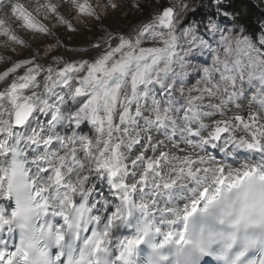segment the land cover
Masks as SVG:
<instances>
[{
    "label": "snow or ice",
    "instance_id": "snow-or-ice-1",
    "mask_svg": "<svg viewBox=\"0 0 264 264\" xmlns=\"http://www.w3.org/2000/svg\"><path fill=\"white\" fill-rule=\"evenodd\" d=\"M68 5L103 23L88 0H0L5 47L55 40L0 56V264H264V22L174 0L70 49L40 19L77 31Z\"/></svg>",
    "mask_w": 264,
    "mask_h": 264
},
{
    "label": "rangeland",
    "instance_id": "rangeland-1",
    "mask_svg": "<svg viewBox=\"0 0 264 264\" xmlns=\"http://www.w3.org/2000/svg\"><path fill=\"white\" fill-rule=\"evenodd\" d=\"M255 1L257 2V5L260 7V10H262V12L264 13V0H255ZM79 2L84 3L85 0H79ZM88 2L91 3V1L89 0ZM106 2L107 0L92 1L94 6L100 7L101 10L100 13L103 16L102 24L96 22L92 17L82 16L78 14V12L74 8L72 9L71 5H69L67 16H69L72 19L75 27L77 28V31H69L60 28L55 21H49L43 19L44 17L43 12L40 14V19L41 22L48 24L53 31L59 29L58 39L63 41L68 48L83 49L89 47L90 44L95 43L98 37L103 36L105 34V30H107L108 32L121 33V32H128L134 29L140 23L146 21L148 17L153 13L154 9H157L161 6H168L170 3L174 2V0H112L113 3H116L118 5L117 8L119 9L118 18L115 17L113 21H110L108 18V12L109 10L112 9L111 8H108L107 10L104 9V5L106 4ZM137 2L140 3L141 5L140 8H136L133 6ZM186 2L190 3L191 9L196 10L195 5H193L190 0H186ZM200 4L204 6L205 1L201 0ZM196 14L197 11H195V15ZM187 15L189 20H196L191 12H189ZM255 18L256 16L253 17V21L256 22L255 23L256 26H252V27H259L261 23L264 21L263 20L258 21V17L257 19ZM228 27L231 28L232 25L229 24ZM26 31L31 33L29 39L31 42L30 43L26 42L25 45H17L9 41L7 43V47H5V38L0 37V56L5 55L4 51L11 53L12 48L10 46H12L15 49V54L21 55L23 57L26 56L25 50H31L33 52L36 50H40L41 54H43V51L47 48V45L49 43H55V40H53V38L50 36L46 37L42 33L39 34L33 33L31 30H26ZM33 39L34 40L40 39L45 44L40 45L39 47L36 44L33 45L32 44L34 41ZM29 45H31V48H29ZM59 51L61 53L64 52V48L61 47ZM92 55H95V53H92ZM205 61H207L208 63L211 62V56L208 54L207 51H205L203 54H199L195 62L203 64ZM40 62L44 63V60L41 59ZM8 66H10V64H6L4 63V60H0V70H3ZM199 79H200L199 76L189 73V76L185 80V85H184L185 89L194 87L196 85L197 80ZM248 90L252 91L251 88H249Z\"/></svg>",
    "mask_w": 264,
    "mask_h": 264
},
{
    "label": "trees",
    "instance_id": "trees-1",
    "mask_svg": "<svg viewBox=\"0 0 264 264\" xmlns=\"http://www.w3.org/2000/svg\"><path fill=\"white\" fill-rule=\"evenodd\" d=\"M197 11V16L194 15L196 20H199L206 11L214 10L211 5L214 0H204L205 4L202 6L201 0H190ZM226 5H230V10L236 15L239 24L245 27L256 26L253 17H258V21H264V13L260 10L255 0H223ZM204 3V2H203Z\"/></svg>",
    "mask_w": 264,
    "mask_h": 264
},
{
    "label": "bare ground",
    "instance_id": "bare-ground-1",
    "mask_svg": "<svg viewBox=\"0 0 264 264\" xmlns=\"http://www.w3.org/2000/svg\"><path fill=\"white\" fill-rule=\"evenodd\" d=\"M89 1H91V3H92V1H95V0H89ZM22 2H24V3H28V0H22ZM58 2H59V0H58ZM64 2L66 3V0H64ZM101 3V2H100ZM92 5L94 6V4L92 3ZM69 6V5H68ZM68 6L67 7H65L64 9H63V12L67 15L68 14ZM102 7V6H101ZM73 9V8H72ZM98 11H101L100 10V7L98 6ZM42 13V12H41ZM40 13V14H41ZM118 14H119V9L118 8H116V9H112V10H109V12H108V18H109V20L110 21H113V19L115 18V17H117L118 18ZM57 31V30H56ZM58 33H59V31H58ZM20 35L22 36V38L23 39H25V41L27 42V43H30L31 41L29 40L30 39V36H31V33L30 32H27L26 30H24L23 32H21L20 33ZM36 36V35H35ZM34 40V39H33ZM33 45H37L38 47L40 46V45H43V44H45V43H43V41H41L40 39H36V40H34L33 41V43H32ZM31 44V45H32ZM13 45V44H12ZM12 49H14L12 46H10ZM34 47V46H33ZM10 48V49H11ZM12 49H11V51H12ZM5 52V55H4V57H13V58H15V59H20V58H27L28 56H30L31 54H32V52L33 51H31V50H25V52H26V56L25 57H23V56H21V55H17V54H15V52H7V51H4ZM67 56L68 57H76L77 59H79V56L77 55V53L76 52H69L68 54H67ZM4 63H6V64H9L6 60H4ZM248 92H249V94H250V90H248ZM220 155H222V154H219L218 156H217V158L219 159L220 158ZM256 158H258V157H256ZM228 163H232L233 164V166H238L232 159H229L228 161H227Z\"/></svg>",
    "mask_w": 264,
    "mask_h": 264
}]
</instances>
